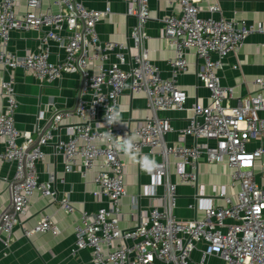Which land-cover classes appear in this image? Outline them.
<instances>
[{
	"label": "built area",
	"instance_id": "2783aa9c",
	"mask_svg": "<svg viewBox=\"0 0 264 264\" xmlns=\"http://www.w3.org/2000/svg\"><path fill=\"white\" fill-rule=\"evenodd\" d=\"M200 1L170 0L177 10L162 18L159 36L174 54L170 75L162 77L149 59L148 0H122L126 14L134 19L125 42L103 40L97 33L96 24L109 15V7L97 10L76 0H51L56 10L44 11L41 0H26V11L18 13L17 0H0V160L13 161V182L21 181L14 188V212L1 227L5 249L9 248L13 225L26 214L31 195L38 192L43 197H56L50 181L38 179L36 164L43 158L42 146L74 115L79 122L68 124L66 139L58 136L55 151L62 156L65 172L79 169L85 176L98 167L93 194L102 205L94 212L79 211V222L73 226L72 254L88 248L93 264H211L212 257L222 264H264V117L260 115L264 112V76L254 79V93L234 97L233 87L223 85L218 75L228 53L236 54L250 34L264 33V17L257 23L224 17L218 2L207 7V16H201ZM214 13L219 16L215 18ZM14 29L39 32L38 49L26 50L23 55L10 50V31ZM49 41L61 48V58L51 52ZM190 49L202 61L196 75L208 89L210 102L192 103L188 124L175 129L158 111L185 108L187 94L178 78L187 71ZM16 68L30 70L40 83L59 79L63 73L80 77L74 109H54L48 128L41 135L40 129L36 130V140L14 125L18 100L9 75ZM126 88L144 95L149 115L134 127L111 126L104 119L106 109L113 105L120 109ZM42 118L40 112L37 119ZM169 132L178 134L177 143L166 141ZM187 135L195 140L192 146L182 143ZM198 138L203 141L197 142ZM126 139L130 145L118 146ZM123 155L136 156L139 169L150 177L130 198L131 216L138 220L131 228L120 227L127 172ZM148 156L158 158L149 160ZM200 156L209 163L226 164L231 185H239L235 199L224 188L204 193L197 180ZM172 165L176 171H171ZM173 174L180 183L195 187L188 207L201 210L202 218L175 216ZM142 197L148 199L144 209L140 208ZM216 198L222 203L215 202ZM59 203L66 213L75 211L68 197L63 196ZM23 232L27 236L36 232L58 235L60 228L43 214L34 227Z\"/></svg>",
	"mask_w": 264,
	"mask_h": 264
},
{
	"label": "crops",
	"instance_id": "0c3cea01",
	"mask_svg": "<svg viewBox=\"0 0 264 264\" xmlns=\"http://www.w3.org/2000/svg\"><path fill=\"white\" fill-rule=\"evenodd\" d=\"M89 9L104 10L109 7V15L101 18L96 24L98 35L103 40L127 41L129 27L133 24L132 16L126 14V7L122 0H76ZM218 2L220 12L224 17L243 18L249 22L257 23L264 17V0H201L199 3L203 12L201 16H207L206 9L209 5ZM149 20L146 23V33L149 38L147 46L149 59L158 66L160 75H170V60L173 57V49L160 38L162 18L177 10L170 0H148ZM56 10L51 5V0H41V9ZM26 0H17L16 11H26ZM215 18L219 13H214ZM40 33L34 30L10 31L8 47L10 50L23 55L26 50H36L40 45ZM129 41V40H128ZM49 48L53 54L62 50L54 41H49ZM216 58L215 54L211 55ZM223 67L218 70L220 81L223 85L233 87V96L239 97L254 93L257 86L254 79L264 76V33H252L244 41L236 54L228 53L223 58ZM187 71L178 78L179 86L186 92L187 100L182 110L158 111L160 117H168L170 124L175 129L185 127L188 124L192 111L189 109L194 102L207 105L210 102L209 91L197 79V71L202 61L190 49L187 53ZM238 63V67H234ZM1 70V68H0ZM1 72V71H0ZM9 75V74H7ZM14 80V89L17 94L18 105L14 113V125L19 131L29 132L34 140L39 136L37 129H47L51 122V114L54 109L73 110L79 97L80 77L77 74L63 73L59 79L52 82L40 83L30 70L16 68L10 72ZM264 95V90L262 91ZM234 100L231 101V104ZM2 97L0 95V109ZM120 109L122 113L121 127H134L136 122L149 115L146 107V99L141 93H130L128 88L124 89L120 97ZM42 112L43 118L37 119ZM264 117V112L260 113ZM79 119L72 116L54 131V136L49 142L42 146L43 158L37 162L36 169L40 181H50L51 188L56 192V197H43L34 192L29 201L26 214L22 215L20 222L14 224L11 232L9 248L5 249L3 244L4 232L0 230V264H93L90 249L85 248L71 253L74 243L73 226L79 222V211L86 210L94 212L102 203L93 194L97 189L94 177L98 167H94L81 175L79 169L65 172L63 170L62 156L55 151L58 136L66 139L67 128L70 123H77ZM169 144L178 142V134L169 132L165 135ZM22 138L18 139L21 142ZM203 141L198 138L197 142ZM187 146H192L195 140L187 135L182 141ZM212 144L213 141H210ZM157 156H148L149 160H156ZM121 160L126 164V175L124 185L126 195L121 199L123 218L120 221L121 228H131L137 223V217L131 216L130 198L142 190L143 184L149 182L150 177L140 170L137 165V157L134 155H123ZM174 161V159H173ZM257 169H259L257 167ZM171 171H176L171 166ZM197 180L203 187L204 193L210 195L213 188L225 193L232 199L239 190V185H231L229 169L225 163H209L204 156L197 161ZM15 163L11 160H0V212L9 209L13 198V176ZM174 173V172H173ZM52 175V179L49 178ZM172 180L176 184V205L174 214L181 219H192L203 217L201 210L194 211L188 205L193 202L195 187L183 184L173 174ZM63 196L69 198L75 211L66 213L60 206L59 199ZM215 202L222 203L219 198ZM148 203L147 198H140V208L144 209ZM49 215L60 228L58 235L50 232L24 234V229H31L43 215ZM202 245V244H201ZM203 246V245H202ZM5 250L8 253L5 255ZM197 257V252L193 253ZM211 264H222V261L212 257Z\"/></svg>",
	"mask_w": 264,
	"mask_h": 264
},
{
	"label": "clouds",
	"instance_id": "9594fccd",
	"mask_svg": "<svg viewBox=\"0 0 264 264\" xmlns=\"http://www.w3.org/2000/svg\"><path fill=\"white\" fill-rule=\"evenodd\" d=\"M104 119L111 126L115 124H121L122 123L121 110L115 105L108 107L106 109V114H105ZM130 144H131V141L126 139V140H123L121 144L118 146L123 147V146L130 145Z\"/></svg>",
	"mask_w": 264,
	"mask_h": 264
},
{
	"label": "water",
	"instance_id": "95a60500",
	"mask_svg": "<svg viewBox=\"0 0 264 264\" xmlns=\"http://www.w3.org/2000/svg\"><path fill=\"white\" fill-rule=\"evenodd\" d=\"M44 131H45V129H43V130L40 132V135H41ZM38 137H39V136H38ZM35 143H36V142H35ZM20 182H21L20 180H18V181H14L13 188H15V186H16L18 183H20ZM13 212H14V190H13V198H12V202H11V205H10L9 209H7V210L1 215V217H0V230H1V227H2V225H3L4 221H5V219H6L9 215L13 214Z\"/></svg>",
	"mask_w": 264,
	"mask_h": 264
}]
</instances>
